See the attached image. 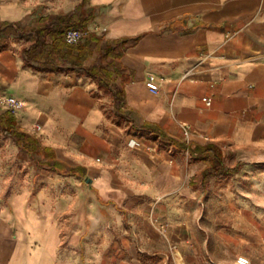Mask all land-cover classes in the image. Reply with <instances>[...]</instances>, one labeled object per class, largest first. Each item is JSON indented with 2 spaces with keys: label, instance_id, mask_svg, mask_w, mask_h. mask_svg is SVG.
Segmentation results:
<instances>
[{
  "label": "crops",
  "instance_id": "0c3cea01",
  "mask_svg": "<svg viewBox=\"0 0 264 264\" xmlns=\"http://www.w3.org/2000/svg\"><path fill=\"white\" fill-rule=\"evenodd\" d=\"M82 1L4 4L0 24ZM85 1L102 52L128 43L103 63L118 121L88 76L34 71L20 36L0 44V91L25 102L18 125L80 175L34 162L40 174L0 207V264H235L242 241L215 221L232 213L218 185L234 175L208 171L218 151L227 168L264 165V0Z\"/></svg>",
  "mask_w": 264,
  "mask_h": 264
},
{
  "label": "trees",
  "instance_id": "16d2710c",
  "mask_svg": "<svg viewBox=\"0 0 264 264\" xmlns=\"http://www.w3.org/2000/svg\"><path fill=\"white\" fill-rule=\"evenodd\" d=\"M95 18V10L86 8V1L83 0L74 11L69 13L58 12L46 16H39L35 22L28 25L26 21L2 22L0 24V44L11 35H17L27 39L23 46L21 55L26 60V65L34 71L39 72H78L86 75L100 86H106V74L103 63L109 57L117 58L119 48L128 46L126 41H118L111 47L108 46L100 52L96 59V51L100 50L102 39L90 33L88 26ZM77 30L85 35V39L77 43H69L66 39L70 31ZM120 96L116 97V102ZM0 130L11 138L16 145L25 151L29 158L36 162L38 169L54 171L61 175L80 176L70 167L57 161L55 153L48 148H41L37 139L26 133L17 122V118L9 111L0 112ZM213 147L208 150L213 151ZM39 156L48 160L43 162ZM242 165L235 168H227L223 164L221 152L212 157V165L208 174L214 175L220 172L227 176L238 174Z\"/></svg>",
  "mask_w": 264,
  "mask_h": 264
},
{
  "label": "rangeland",
  "instance_id": "374dc122",
  "mask_svg": "<svg viewBox=\"0 0 264 264\" xmlns=\"http://www.w3.org/2000/svg\"><path fill=\"white\" fill-rule=\"evenodd\" d=\"M78 1L0 0V6L18 4L28 8L38 7V10L40 7L58 9L72 7L77 5ZM100 52L102 48L98 50V54ZM105 76L106 86H99L106 90L107 97H110L108 92H111L114 99V103L106 106V114L118 121L115 100L119 96V90L116 78L108 73ZM4 111L6 110L0 109L1 113ZM18 114H15L16 118ZM40 172L41 170L35 168L34 161L25 156L16 143L0 130V207L7 206L10 195L23 188L26 183H30L33 176L39 175ZM218 186L234 197L232 213L228 214L222 209L215 217L218 228L234 234L242 241L241 256L248 257L251 264H264V165H257L248 172L241 169L237 176L234 175Z\"/></svg>",
  "mask_w": 264,
  "mask_h": 264
},
{
  "label": "built area",
  "instance_id": "2783aa9c",
  "mask_svg": "<svg viewBox=\"0 0 264 264\" xmlns=\"http://www.w3.org/2000/svg\"><path fill=\"white\" fill-rule=\"evenodd\" d=\"M83 37H84L83 33L77 30H73L67 34L66 39L69 43H77L78 41H81ZM148 86L153 91L158 90V85L154 82L152 77H150V82ZM210 102L211 100H209V104ZM24 108H25L24 100L17 97L8 96L4 92L0 91V109L9 111L15 115L21 112L22 110H24ZM183 129L185 132L186 139H189L190 134L192 133L191 127L189 125H183ZM164 228L165 226L163 227V229ZM235 264H251V261L246 256H239L236 259Z\"/></svg>",
  "mask_w": 264,
  "mask_h": 264
}]
</instances>
